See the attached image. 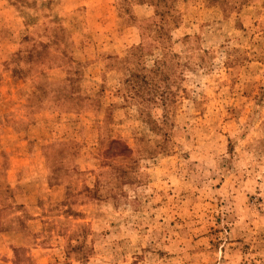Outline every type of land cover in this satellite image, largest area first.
<instances>
[{
  "label": "rangeland",
  "instance_id": "rangeland-1",
  "mask_svg": "<svg viewBox=\"0 0 264 264\" xmlns=\"http://www.w3.org/2000/svg\"><path fill=\"white\" fill-rule=\"evenodd\" d=\"M1 52L0 264H264V0H0Z\"/></svg>",
  "mask_w": 264,
  "mask_h": 264
},
{
  "label": "trees",
  "instance_id": "trees-1",
  "mask_svg": "<svg viewBox=\"0 0 264 264\" xmlns=\"http://www.w3.org/2000/svg\"><path fill=\"white\" fill-rule=\"evenodd\" d=\"M139 50H140L139 47H136V48L132 49L131 51H129L128 56H127V59L120 61V64H121L122 69H124V70H126L127 72L130 73V75H129L130 78L127 80V82H133L134 79L137 77L136 74H137V72L139 70V64L136 63V67H131L130 65L135 66L133 62L131 63V59H136L137 58V55H138L137 54V51H139ZM15 56L18 57L19 54L18 55H15ZM135 68H136V71H135ZM144 68H147V67L144 66ZM151 72H154V70L152 69L150 71V73ZM42 76L44 77V75H42ZM35 85H38L37 90H39V91L41 89H44L43 88V85L40 84V83H37ZM54 100H55V103H57L59 101L57 97ZM149 100H151V98ZM112 143H116V142L114 141Z\"/></svg>",
  "mask_w": 264,
  "mask_h": 264
},
{
  "label": "crops",
  "instance_id": "crops-1",
  "mask_svg": "<svg viewBox=\"0 0 264 264\" xmlns=\"http://www.w3.org/2000/svg\"><path fill=\"white\" fill-rule=\"evenodd\" d=\"M18 46H19V43L17 44L16 49H14V50L12 51V53H14V52L17 50ZM0 55H1L0 57L5 56V53H4V52H1ZM5 60H6V58H4V59H2V60H1V58H0V63H1V62H4Z\"/></svg>",
  "mask_w": 264,
  "mask_h": 264
}]
</instances>
